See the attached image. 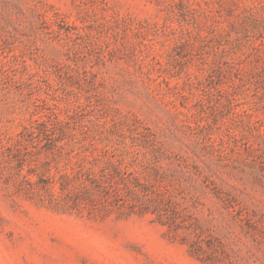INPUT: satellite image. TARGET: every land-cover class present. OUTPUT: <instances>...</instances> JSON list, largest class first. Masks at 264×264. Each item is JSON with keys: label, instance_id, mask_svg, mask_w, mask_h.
Segmentation results:
<instances>
[{"label": "rangeland", "instance_id": "374dc122", "mask_svg": "<svg viewBox=\"0 0 264 264\" xmlns=\"http://www.w3.org/2000/svg\"><path fill=\"white\" fill-rule=\"evenodd\" d=\"M106 146L134 210L30 191ZM0 264H264V0H0Z\"/></svg>", "mask_w": 264, "mask_h": 264}, {"label": "trees", "instance_id": "16d2710c", "mask_svg": "<svg viewBox=\"0 0 264 264\" xmlns=\"http://www.w3.org/2000/svg\"><path fill=\"white\" fill-rule=\"evenodd\" d=\"M43 124V131L46 125ZM63 128L59 127V133H63ZM55 131V130H54ZM26 132L30 136L34 132L32 127H26ZM61 140L63 137L60 138ZM58 139L47 138V136L39 137L33 147H41L50 150L53 157H59L64 150V146H71L70 150H74V142H62ZM85 139V138H84ZM91 151L81 150L72 154L69 158H78L74 161V165L70 169L61 170L58 178L49 177L32 181L26 175L25 181L30 187V191L38 200L47 201L50 205H57L61 196L71 199L73 207H84L89 212L95 214H106L111 210L118 212L132 211L137 204L134 202L132 195V187L136 183L137 177L130 176L131 172L125 165L123 154H115L111 147H104L100 156L104 159V167L96 170L93 162L90 161ZM58 182V191L55 189L54 183ZM144 206H139L142 212Z\"/></svg>", "mask_w": 264, "mask_h": 264}]
</instances>
